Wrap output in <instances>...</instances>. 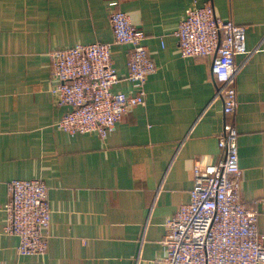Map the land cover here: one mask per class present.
I'll use <instances>...</instances> for the list:
<instances>
[{
	"label": "crops",
	"instance_id": "crops-1",
	"mask_svg": "<svg viewBox=\"0 0 264 264\" xmlns=\"http://www.w3.org/2000/svg\"><path fill=\"white\" fill-rule=\"evenodd\" d=\"M200 3L203 0H195ZM243 24L234 114L240 198L264 233V0H210ZM191 0H0V264H154L164 220L188 200L192 166L214 161L221 100L210 56H180L173 30ZM126 12L154 64L143 102L100 137L54 123L67 108L49 87L48 52L75 42H110L117 80L132 92L125 43L112 42L108 13ZM40 178L49 221L43 254H18L2 230L5 182ZM257 264H264L259 261Z\"/></svg>",
	"mask_w": 264,
	"mask_h": 264
},
{
	"label": "built area",
	"instance_id": "built-area-1",
	"mask_svg": "<svg viewBox=\"0 0 264 264\" xmlns=\"http://www.w3.org/2000/svg\"><path fill=\"white\" fill-rule=\"evenodd\" d=\"M112 42L125 43L126 78L132 92L112 90L117 80L109 56L110 42H75L49 50V87L57 105L67 108L54 125L69 133L94 131L103 137L130 108L143 102L146 76L154 64L142 43L143 33L122 10L108 13ZM243 24L220 18L210 0H191L173 30L180 56H210L213 95L221 100L214 161L192 166L188 200L179 203L164 222L162 255L154 264H257L264 261V233L256 212L240 198L234 114V55L245 54ZM2 230L15 234L18 254H43L49 221L47 187L40 178H10Z\"/></svg>",
	"mask_w": 264,
	"mask_h": 264
}]
</instances>
